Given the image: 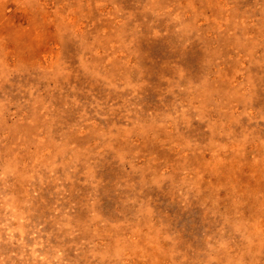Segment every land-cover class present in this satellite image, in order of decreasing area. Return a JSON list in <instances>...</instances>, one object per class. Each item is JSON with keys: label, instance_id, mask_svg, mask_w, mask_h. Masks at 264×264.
<instances>
[{"label": "rangeland", "instance_id": "1", "mask_svg": "<svg viewBox=\"0 0 264 264\" xmlns=\"http://www.w3.org/2000/svg\"><path fill=\"white\" fill-rule=\"evenodd\" d=\"M0 264H264V0H0Z\"/></svg>", "mask_w": 264, "mask_h": 264}]
</instances>
